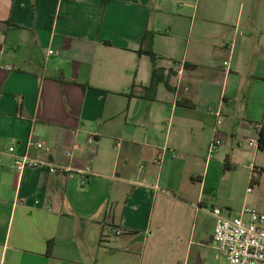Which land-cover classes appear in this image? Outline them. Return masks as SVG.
I'll list each match as a JSON object with an SVG mask.
<instances>
[{"label": "crops", "instance_id": "1", "mask_svg": "<svg viewBox=\"0 0 264 264\" xmlns=\"http://www.w3.org/2000/svg\"><path fill=\"white\" fill-rule=\"evenodd\" d=\"M263 126L264 0H0V264H228Z\"/></svg>", "mask_w": 264, "mask_h": 264}, {"label": "built area", "instance_id": "2", "mask_svg": "<svg viewBox=\"0 0 264 264\" xmlns=\"http://www.w3.org/2000/svg\"><path fill=\"white\" fill-rule=\"evenodd\" d=\"M229 65V62L225 63L227 67ZM219 144V140L213 142L210 151L214 152ZM36 147L43 150L45 144L39 143ZM14 150V148L9 149L11 153ZM34 167H46L52 175L60 173V169L52 166L49 161H35L23 156L17 158L14 163V169L18 173ZM253 170L256 171V168ZM90 173V170L83 173L81 179L83 184L86 183L85 175ZM212 215L216 222L213 245L226 258L228 264H264V212L245 209L239 216L227 217L220 208H215Z\"/></svg>", "mask_w": 264, "mask_h": 264}, {"label": "trees", "instance_id": "3", "mask_svg": "<svg viewBox=\"0 0 264 264\" xmlns=\"http://www.w3.org/2000/svg\"><path fill=\"white\" fill-rule=\"evenodd\" d=\"M152 58H154V55L150 53ZM153 73H152V79H151V85L150 89L154 91V93L157 91L158 85L161 82L160 71L161 69L157 66V64L153 63ZM191 68H195V66H192ZM181 106L189 107V108H195V106L188 101H183L180 103ZM258 146L261 150H264V126L259 130L258 135Z\"/></svg>", "mask_w": 264, "mask_h": 264}, {"label": "rangeland", "instance_id": "4", "mask_svg": "<svg viewBox=\"0 0 264 264\" xmlns=\"http://www.w3.org/2000/svg\"><path fill=\"white\" fill-rule=\"evenodd\" d=\"M239 201H241V198H240ZM224 210H225V213H226V215H227V217H228V209H224ZM233 217H235V216H233Z\"/></svg>", "mask_w": 264, "mask_h": 264}]
</instances>
